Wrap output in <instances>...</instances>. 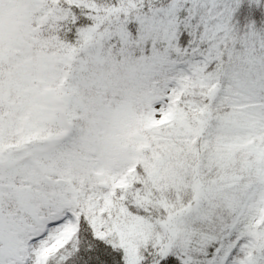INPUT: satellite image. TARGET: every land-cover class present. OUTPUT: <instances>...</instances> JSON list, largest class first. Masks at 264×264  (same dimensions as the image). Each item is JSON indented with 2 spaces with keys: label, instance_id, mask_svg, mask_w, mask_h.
I'll return each mask as SVG.
<instances>
[{
  "label": "snow or ice",
  "instance_id": "1",
  "mask_svg": "<svg viewBox=\"0 0 264 264\" xmlns=\"http://www.w3.org/2000/svg\"><path fill=\"white\" fill-rule=\"evenodd\" d=\"M0 264H264V0H0Z\"/></svg>",
  "mask_w": 264,
  "mask_h": 264
}]
</instances>
